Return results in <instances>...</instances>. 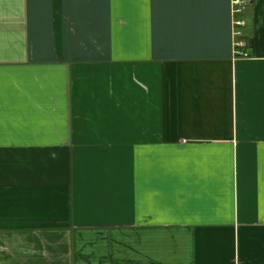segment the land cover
Returning <instances> with one entry per match:
<instances>
[{
    "label": "crops",
    "instance_id": "0c3cea01",
    "mask_svg": "<svg viewBox=\"0 0 264 264\" xmlns=\"http://www.w3.org/2000/svg\"><path fill=\"white\" fill-rule=\"evenodd\" d=\"M0 0V264H264V0Z\"/></svg>",
    "mask_w": 264,
    "mask_h": 264
},
{
    "label": "built area",
    "instance_id": "2783aa9c",
    "mask_svg": "<svg viewBox=\"0 0 264 264\" xmlns=\"http://www.w3.org/2000/svg\"><path fill=\"white\" fill-rule=\"evenodd\" d=\"M252 3L253 0H231L233 47L235 53L243 57L248 56L241 51L248 45L244 36V28L247 26L245 13Z\"/></svg>",
    "mask_w": 264,
    "mask_h": 264
}]
</instances>
